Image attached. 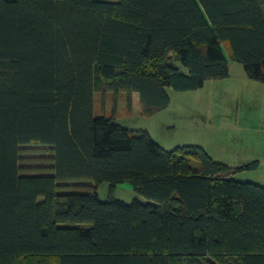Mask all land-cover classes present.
<instances>
[{
    "label": "trees",
    "instance_id": "trees-1",
    "mask_svg": "<svg viewBox=\"0 0 264 264\" xmlns=\"http://www.w3.org/2000/svg\"><path fill=\"white\" fill-rule=\"evenodd\" d=\"M228 58L264 84V0H0V264H264V187L234 178L258 162L95 114L125 93L152 116ZM125 183L146 201L100 199Z\"/></svg>",
    "mask_w": 264,
    "mask_h": 264
},
{
    "label": "rangeland",
    "instance_id": "rangeland-1",
    "mask_svg": "<svg viewBox=\"0 0 264 264\" xmlns=\"http://www.w3.org/2000/svg\"><path fill=\"white\" fill-rule=\"evenodd\" d=\"M226 55L229 57L228 53ZM175 65L186 72L179 61ZM228 66L226 78L207 80L196 91L168 89L170 105L152 116L141 115L139 101L135 109L129 111L125 93L117 100L95 93V114L114 117L117 123L130 130L148 131L167 150L185 145L200 146L213 159L231 168L258 162L256 170L237 172L234 178L264 187V84L249 79L243 66L229 58ZM46 150L25 148L22 160L26 169L49 166ZM98 194L101 200L111 194L129 204L135 198L146 201L127 183L111 191L105 184L98 189Z\"/></svg>",
    "mask_w": 264,
    "mask_h": 264
},
{
    "label": "crops",
    "instance_id": "crops-1",
    "mask_svg": "<svg viewBox=\"0 0 264 264\" xmlns=\"http://www.w3.org/2000/svg\"><path fill=\"white\" fill-rule=\"evenodd\" d=\"M132 99H133V102H132V110H134L135 109V105L137 104V101H139V95L138 94H133Z\"/></svg>",
    "mask_w": 264,
    "mask_h": 264
}]
</instances>
